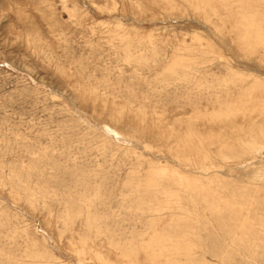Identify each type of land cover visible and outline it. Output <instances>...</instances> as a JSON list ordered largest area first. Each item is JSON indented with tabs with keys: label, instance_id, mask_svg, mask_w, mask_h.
Returning a JSON list of instances; mask_svg holds the SVG:
<instances>
[{
	"label": "rangeland",
	"instance_id": "rangeland-1",
	"mask_svg": "<svg viewBox=\"0 0 264 264\" xmlns=\"http://www.w3.org/2000/svg\"><path fill=\"white\" fill-rule=\"evenodd\" d=\"M0 264H264V0H0Z\"/></svg>",
	"mask_w": 264,
	"mask_h": 264
}]
</instances>
